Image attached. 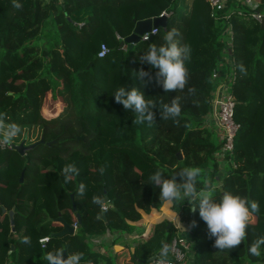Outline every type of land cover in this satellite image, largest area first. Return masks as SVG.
<instances>
[{"label": "trees", "instance_id": "obj_1", "mask_svg": "<svg viewBox=\"0 0 264 264\" xmlns=\"http://www.w3.org/2000/svg\"><path fill=\"white\" fill-rule=\"evenodd\" d=\"M257 1L256 9L264 16V0ZM15 2L22 7H14V0H0V120L15 126L40 125L41 135L34 142L42 141L23 154L15 149L16 142L12 147L0 145V264H47V253L56 249L66 255L83 253L80 264H138L170 242L175 222L196 243L194 264H264V246L259 257L248 251L264 236V17L255 20L249 6L238 0H227L214 15L208 0ZM164 9L170 11L166 26H158L151 39L120 46L116 34L125 37L136 20ZM172 28L179 30L181 43L189 44L192 53L187 86L168 93L155 79L145 84L133 72L143 68L155 77L158 69L139 57L150 44H163ZM101 43L108 49L99 56ZM222 79L234 95V119L239 124L230 157L235 166L230 161L219 166L214 156L220 144L216 125L206 124L211 121L212 87ZM121 86L140 87L158 105L161 97L170 103L180 96L179 124L160 119L158 107L151 125L133 123L135 114L115 102L114 92ZM47 90L63 98L61 111L50 117L42 113ZM69 163L79 174L66 183L63 168ZM185 167L201 170L198 190L214 189L217 200L231 192L259 203L248 238L238 247L216 248L198 208L193 213L187 200L175 205L161 202L160 188L149 183L158 169L179 180L178 172ZM219 179L221 185L212 186ZM81 182L87 186L83 196L77 194ZM95 195L108 197L107 211L91 203ZM59 214L76 223L75 232L55 234L63 228ZM147 216L156 218L144 241L122 245L114 255L91 248L89 235L131 231ZM43 236L48 240L41 243ZM124 250L129 258H118ZM159 256L170 254L165 250Z\"/></svg>", "mask_w": 264, "mask_h": 264}, {"label": "clouds", "instance_id": "obj_2", "mask_svg": "<svg viewBox=\"0 0 264 264\" xmlns=\"http://www.w3.org/2000/svg\"><path fill=\"white\" fill-rule=\"evenodd\" d=\"M14 7L20 9L22 5L14 0ZM179 37V30L172 28L163 36V44H150L139 59L141 63H146L158 71L153 77L150 71L141 68L139 72H133L136 79L145 84L155 79L168 93L184 91L190 78L187 63L191 60L192 50L189 44H182ZM240 70L245 71L243 65L240 66ZM189 92H194V89L189 88ZM114 98L116 103L122 104L125 109L135 114L133 121L135 124L147 122L151 125L154 123L157 119L155 111L157 107L160 111V119H171L177 124L180 122L182 106L181 97L178 95L170 103H165L161 97L158 105L156 100L147 98L140 87L128 89L121 86L114 92ZM18 132L19 129L15 125L5 128L0 124V133L3 134L5 141H10ZM100 172L103 174L104 169L101 168ZM63 173L65 182L68 183L73 175L79 174V169L74 163H69L64 166ZM178 175L179 180L176 175L165 176L163 170L160 169L150 175L149 183L160 188L161 202L175 205L187 200L193 213L198 208L200 217L207 225L210 237L215 238L214 246L220 250L236 248L247 240V229L254 222V214L259 212L260 206L257 201L231 192H225L217 200L214 189L198 190V178L201 175L198 167H185L178 172ZM86 191L87 186L81 182L77 194L83 196ZM193 201H198V203L193 206ZM91 203L99 206L101 211L108 210L109 202L104 196H93ZM192 226H196L195 221L192 222ZM24 242L29 243L30 238L25 237ZM262 246H264V236L255 239L248 251L252 256L259 257ZM82 258L83 253L81 252L67 254L65 257L63 249L49 251L45 257L47 264H80Z\"/></svg>", "mask_w": 264, "mask_h": 264}, {"label": "built area", "instance_id": "obj_3", "mask_svg": "<svg viewBox=\"0 0 264 264\" xmlns=\"http://www.w3.org/2000/svg\"><path fill=\"white\" fill-rule=\"evenodd\" d=\"M240 3L249 6V15L257 21L263 19V14L256 9L258 4L257 0H238ZM210 6V15H214L215 9H222L227 6V0H208ZM170 14L169 10H162L159 15H165L168 17ZM79 25L82 23L79 22ZM157 32V26H153L150 30L145 31L140 35L141 40H149ZM117 38L122 41L124 36L116 34ZM147 37V39H145ZM230 41V38H229ZM127 45L124 43L121 47L125 48ZM108 47L101 43L100 49L97 51L99 56H102ZM223 70L225 68L224 62L220 65ZM224 66V67H223ZM228 72L225 71V75ZM215 76L216 73H213ZM213 76V77H214ZM217 77V76H216ZM228 82L224 79L221 82H215L211 91V110L209 111L208 117H210L212 123H214L219 131V147L216 149L214 156L221 166L222 164L232 163L233 166L236 164L231 160V155L234 148V136L237 132L239 124L234 119V95L228 90ZM209 119V118H208ZM1 146L12 147L13 144L5 143L0 140ZM216 181V180H215ZM221 183V182H220ZM76 228V223L73 224ZM176 234L168 242L167 249L169 251V257L156 256L155 258L143 261L138 264H194V254L196 249V243L192 235L186 231L180 224L175 222ZM117 234V233H114ZM48 240V236L39 238L41 243Z\"/></svg>", "mask_w": 264, "mask_h": 264}, {"label": "water", "instance_id": "obj_4", "mask_svg": "<svg viewBox=\"0 0 264 264\" xmlns=\"http://www.w3.org/2000/svg\"><path fill=\"white\" fill-rule=\"evenodd\" d=\"M167 23V17L165 15H157V16H153V17H148V18H143V19H139L135 21L133 30L124 37V39L122 41H120V46H122L124 43H127L128 47H132L134 43L140 41V35L142 33H144L145 31L150 30L153 26H161V27H165ZM80 138L83 137V135L79 136ZM39 141H42V139L37 140L29 145H25L24 142H20L18 144L15 145V149H17L19 151V153L23 154L24 150L28 147H32L35 144H37ZM49 143V142H48ZM177 156L178 158H182V153L180 151L177 152ZM23 180V172L20 175V181ZM73 195L71 194V197ZM105 199L107 200L108 197L105 196ZM73 209H75V204L73 203ZM4 210V209H3ZM9 217H10V222L13 225L14 223V218H13V210L10 209L9 211ZM77 219L78 222L80 221V214L77 212ZM57 219H59L62 224H63V228L60 231H57L55 234L56 235H62L65 233H73L75 232V227L73 224L68 223L60 214L57 216ZM168 246V242H164V244L162 245V247L159 249V251L153 255H151L147 260L155 258L156 256H158L159 254H161L162 252H164L167 249ZM66 252H65V257H66Z\"/></svg>", "mask_w": 264, "mask_h": 264}, {"label": "rangeland", "instance_id": "obj_5", "mask_svg": "<svg viewBox=\"0 0 264 264\" xmlns=\"http://www.w3.org/2000/svg\"><path fill=\"white\" fill-rule=\"evenodd\" d=\"M62 99L63 98L61 97V95L52 96L51 91L47 90L45 92V96L43 99V105H42V113L44 114V116L50 117L54 113L61 111L59 109L62 106L61 105V103L63 102ZM211 123H212V121L206 122V124L208 126L212 127ZM0 124L4 125L5 128L10 126L8 123L1 121V120H0ZM16 127L19 129V132L16 134L15 137H13L10 141H5L3 134L0 133V140L4 141L5 143H11V144H13L14 142H16V144H18V143L23 141L25 145H28L29 143L34 142V140L39 138V136L41 135V126L40 125H32V126L22 125V126H16ZM213 129H215V127ZM214 131H215V133H217L216 129ZM216 178H218V177H216ZM219 181H220V179L216 180V181L214 180L212 182V186L221 185V183H219ZM171 217H173V216H171ZM154 220L155 219H152L151 224H153ZM176 223L180 224L179 222H176ZM150 225L146 224V226L143 228V231H142L144 234L143 235L139 234L138 241L144 240L145 237L148 235L147 233L150 234L151 230L150 231L148 230ZM110 232L111 233H117V231H115V230H112ZM111 254L114 255L113 252H111ZM124 254H126V250L122 251V255H124Z\"/></svg>", "mask_w": 264, "mask_h": 264}, {"label": "crops", "instance_id": "obj_6", "mask_svg": "<svg viewBox=\"0 0 264 264\" xmlns=\"http://www.w3.org/2000/svg\"><path fill=\"white\" fill-rule=\"evenodd\" d=\"M218 136H219V131L216 128ZM221 180L219 181V183ZM166 214L171 215L169 211H165ZM177 216L174 217V219ZM156 217L153 216H147L145 221H141L137 223L131 231L127 230H121L117 231V234L107 232V233H102V234H95V235H89L90 243H91V248L94 250H98L104 253H116L118 250V247L122 245H133L138 242H142L144 240L138 241L139 234H144L143 228L146 226V224L150 225L152 223V219H155ZM178 219V217H177ZM152 228V224L149 226L148 230L150 231ZM149 234V233H147ZM130 254L128 251H126V254L122 255V251L119 252L118 258L123 257V259L129 258ZM8 264H13L12 262ZM90 264H92L90 262Z\"/></svg>", "mask_w": 264, "mask_h": 264}]
</instances>
